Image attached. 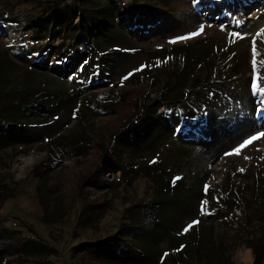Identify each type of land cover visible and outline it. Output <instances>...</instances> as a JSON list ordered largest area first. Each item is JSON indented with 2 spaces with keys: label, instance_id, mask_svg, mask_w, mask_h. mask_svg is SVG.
Here are the masks:
<instances>
[{
  "label": "rangeland",
  "instance_id": "374dc122",
  "mask_svg": "<svg viewBox=\"0 0 264 264\" xmlns=\"http://www.w3.org/2000/svg\"><path fill=\"white\" fill-rule=\"evenodd\" d=\"M91 1L112 24L42 16L77 0H0L6 242L34 239L52 264H109L87 245L111 238L152 264H264V137L240 148L264 132V0Z\"/></svg>",
  "mask_w": 264,
  "mask_h": 264
},
{
  "label": "trees",
  "instance_id": "16d2710c",
  "mask_svg": "<svg viewBox=\"0 0 264 264\" xmlns=\"http://www.w3.org/2000/svg\"><path fill=\"white\" fill-rule=\"evenodd\" d=\"M110 2H112V0H110ZM96 3L97 2L91 1V0H77V4L71 3V4L64 6V8L62 9V11H60L59 14H55L52 11L50 12V14L46 13L44 15L42 14L41 15L45 18L46 21L49 19H54V18L56 19L62 18L64 23L67 21L71 22L72 19L77 18L78 19L77 27H80L82 31L90 32L93 29L94 24L102 25V24H112L113 23L112 20L111 22L106 21V19L104 20L103 15H102V18L101 16L100 17L97 16L94 18L91 15V13H88L90 9L93 7V5H95ZM97 14H101V12ZM248 112L252 114L254 112V108L251 111L248 110ZM6 119L8 118L0 119V124L1 122H5ZM193 131L195 130L193 129ZM4 133H9L8 134L9 136L11 134L13 135L15 132L13 131V128L10 127V129L6 130V132ZM158 205L159 203L156 202L151 207H146V213L143 219L145 220L154 219L153 218L154 215H152V212L150 209ZM234 225L242 229L247 234V236L251 238L255 243L259 241V238H256V232L253 230V227H251L250 224H248V222H246L245 224L244 223L238 224V222H235ZM130 231L128 230V233H130ZM5 233H6V230L0 227V263H2V261H4L5 258L8 257V259H12L15 264H52L49 261H43L39 259L43 257L47 258L52 255L51 254L52 250L50 248H47L44 244L38 241H35L34 239H26V238H23V239L21 238L18 242L13 244L10 242H6L8 241V239L5 238V235H4ZM130 235H134V233L132 232V234ZM135 238H137L136 235H135ZM133 241L134 240L131 239L130 237L129 242H133ZM127 244H128L127 242L124 243L123 239L117 240L115 238L114 239L111 238L104 242H100V243L98 242V243L87 245L89 247L88 254L91 257H94L96 259L102 258L104 259V261H106L109 264H127L125 259L122 257H116L113 260L109 249L115 250L118 252L120 250H125L127 253L138 256V258L141 260L140 264L154 263L153 262L154 259L151 258L146 253V250H144L143 253L139 255L133 252V250L129 249ZM131 245L134 246L135 244L133 243ZM83 246L79 248H82Z\"/></svg>",
  "mask_w": 264,
  "mask_h": 264
},
{
  "label": "snow or ice",
  "instance_id": "6c2138e0",
  "mask_svg": "<svg viewBox=\"0 0 264 264\" xmlns=\"http://www.w3.org/2000/svg\"><path fill=\"white\" fill-rule=\"evenodd\" d=\"M201 2H202V0H192V3H193L194 5H199ZM204 31H205V27H204L203 24H201L200 27H199V29H198L197 31L190 32L188 35H185V36L177 37L175 40H173V41H171V42H172V43H176V42H178V41H180V40H188V39H191V38H193V37H196V36L201 35ZM262 33H264V29H261L260 32L255 33V35L258 36V35H261ZM231 35H232L233 37H239L240 39H243V36H242L240 33L233 32V33H231ZM252 53H253L252 64H253V68H254V70H255V66H256V59H255V56H256V54H257L256 41H255V39H253V41H252ZM141 70H143V66H142L141 69H137L136 71H141ZM132 74H133V73H129V76L132 75ZM127 78H128V77L126 76V77H124L123 79L126 80ZM252 86H253V88H257V87H258V85L256 84L255 81H253ZM259 91H260V92H264V89H259ZM261 103L264 104V100H262ZM257 111H258V113H259L260 115H264V109H257ZM261 137H264V132H259V133H257L256 135L252 136L250 139L245 140V141L243 142V144L240 145V148H243V147L246 146V145H250L253 141L258 140V139H260ZM239 151H240V149L238 148V149L236 150L237 154L239 153ZM241 171H242V170H241ZM177 179H179V178H177ZM208 191H209L208 186L205 185V187H204L205 195L208 194ZM207 203H208L207 200H204V201L201 202V205H200V212H201V214H204V206H205ZM197 224H199V221H198V220H193L191 223L187 224V225L184 227L183 231H184V232H188L190 229H192V228H193L194 226H196Z\"/></svg>",
  "mask_w": 264,
  "mask_h": 264
},
{
  "label": "bare ground",
  "instance_id": "6f19581e",
  "mask_svg": "<svg viewBox=\"0 0 264 264\" xmlns=\"http://www.w3.org/2000/svg\"><path fill=\"white\" fill-rule=\"evenodd\" d=\"M259 28H263L264 29V23L262 24V23H258V24H255V28H254V30L256 31V29H259ZM257 56V55H256Z\"/></svg>",
  "mask_w": 264,
  "mask_h": 264
}]
</instances>
